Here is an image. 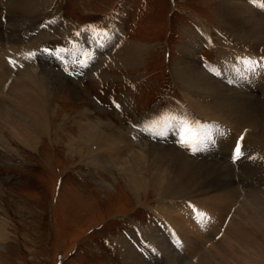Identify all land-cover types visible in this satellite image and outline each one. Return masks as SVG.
<instances>
[{
	"label": "bare ground",
	"instance_id": "1",
	"mask_svg": "<svg viewBox=\"0 0 264 264\" xmlns=\"http://www.w3.org/2000/svg\"><path fill=\"white\" fill-rule=\"evenodd\" d=\"M53 1L0 0V145L12 152L17 151L7 133L29 150H39L41 139L51 133V114H56V109L48 97L56 92L49 83L40 81L38 67L42 58L51 56L42 51L47 48L43 45L47 33L55 26L68 31L72 26L59 15H52L44 26L36 27L35 22L51 9ZM244 1H217L216 10L225 29H210L203 20L197 34L187 33V41L179 48L181 57L173 67L174 76L183 84L185 102L179 111L158 114L187 118L191 128L195 127L192 121L218 126L215 145L201 152L208 153L207 158L186 154L190 150L174 144V133L166 140H154L140 134L133 124L116 129L112 119L98 115L97 120H92L89 108L81 114L86 120L76 122L79 135L72 136L67 143L75 157L87 153L95 172L116 169L136 204L143 205V193L157 188V203L149 208L154 216L149 226L142 228L144 238L131 231L118 239L126 262L144 263L148 245L161 254L165 264H264V67L248 73L245 79H239L235 72L243 68L238 58L259 61L264 57V3ZM110 22L109 31L95 26L97 33L112 35L103 48L98 49L95 42L89 41V26L79 31L76 47L89 45L86 49L94 59L107 65L138 67L148 45L124 37L119 18L112 16ZM32 34L34 37L28 39L27 35ZM68 38L72 40L71 36ZM206 39L212 40L219 50L217 62L205 65L211 67L209 74L204 73L197 55ZM33 52L35 58L28 55ZM221 66L226 81L217 71ZM150 117L143 116L134 124L144 125ZM242 134L241 160L235 161L240 160L236 165L242 175L234 179L228 160ZM133 136L137 139L133 140ZM189 136L185 133L186 139ZM148 141L153 145L150 149ZM217 154L221 159H217ZM190 205L207 214L209 221L201 224ZM4 231L7 228L0 221V233ZM148 259L150 264H159L151 257Z\"/></svg>",
	"mask_w": 264,
	"mask_h": 264
},
{
	"label": "rangeland",
	"instance_id": "2",
	"mask_svg": "<svg viewBox=\"0 0 264 264\" xmlns=\"http://www.w3.org/2000/svg\"><path fill=\"white\" fill-rule=\"evenodd\" d=\"M217 1L54 0L51 9L35 22L41 28L52 15H59L72 24L69 31L55 26L47 33L43 45L55 50L77 45L76 33L84 26L109 31L115 16L122 21L123 36L148 45V49L138 67L117 68L94 59L83 75L73 76L63 71L55 52L42 58L38 77L56 92L48 97L56 114H51V133L41 139L39 150L23 147L10 133L7 137L18 153L0 145V221L7 228V232L0 233V264H131L120 253L118 239L131 231L144 238L142 228H147L154 216L149 208L157 203V188L143 193V205L136 204L116 169L93 171L87 153L75 157L67 143L72 136L78 137L76 122L86 120L81 114L87 108L92 111V120L98 115L112 119L116 129L131 124L142 127L143 123L134 121L147 115L155 118L173 109L179 111L185 102L183 84L174 76L173 67L181 57L180 45L187 41V33L197 34L203 20L215 31L225 27L216 10ZM251 5L257 10L258 6ZM33 37L27 35L28 39ZM197 55L205 68L202 71L209 74L211 67L205 65L217 62L218 46L210 39L203 40ZM222 67L217 71L226 81ZM113 101L121 105L119 110ZM177 139L173 135L174 144L179 145ZM148 145V149L153 146L150 141ZM186 154L192 158L208 156L201 152ZM230 154L232 177L238 179L242 171L236 163L241 157L235 156V149ZM216 156L221 159L220 154ZM145 251L149 258L165 264L157 250ZM148 257H143L142 264H150Z\"/></svg>",
	"mask_w": 264,
	"mask_h": 264
},
{
	"label": "snow or ice",
	"instance_id": "3",
	"mask_svg": "<svg viewBox=\"0 0 264 264\" xmlns=\"http://www.w3.org/2000/svg\"><path fill=\"white\" fill-rule=\"evenodd\" d=\"M91 33L89 36L90 42H95L96 47L103 48L106 43L112 39V35L109 32H96L95 26L90 25L87 29ZM81 33L77 32L76 35L79 36ZM119 47V45H116ZM45 53L53 54L55 52L56 58L60 62L63 71L69 76L73 75H83V70L91 66V62L94 60L93 53L86 48H77L73 45L72 48H58L55 50H49L47 48L42 50ZM30 57L35 58L36 53H29ZM83 57V58H81ZM243 68L235 69L237 77L239 79H245L248 73H254L258 67H264V57H261L259 61L250 58H238ZM13 66L15 67V63ZM69 64L72 65V70H69ZM219 74V73H217ZM231 82V81H230ZM114 103V106L119 110L121 105ZM195 127L191 128L189 126V121L187 118H180L176 115L161 114L155 118H151L145 122L144 126L133 125V128L139 130L140 134L146 135L154 140H166L169 134L177 135V143L184 147L192 154H197L207 150L209 147L215 145V135L218 132V126L201 124L198 121H192ZM247 131V130H245ZM185 133H190L189 138H185ZM133 140L137 137L133 136ZM244 140V135L242 134L235 148V156L239 157L242 153L241 142ZM192 207L193 213L198 217L201 224H206L209 221L207 214L198 211L194 206ZM220 237H217L219 239ZM145 248H150V246L145 245ZM152 253H156V249L151 248Z\"/></svg>",
	"mask_w": 264,
	"mask_h": 264
}]
</instances>
